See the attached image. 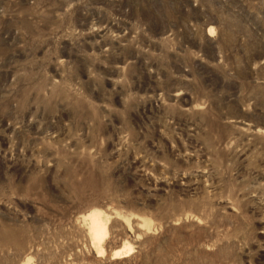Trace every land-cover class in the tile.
Instances as JSON below:
<instances>
[{
  "label": "rangeland",
  "instance_id": "obj_1",
  "mask_svg": "<svg viewBox=\"0 0 264 264\" xmlns=\"http://www.w3.org/2000/svg\"><path fill=\"white\" fill-rule=\"evenodd\" d=\"M0 264H264V0H0Z\"/></svg>",
  "mask_w": 264,
  "mask_h": 264
},
{
  "label": "bare ground",
  "instance_id": "obj_2",
  "mask_svg": "<svg viewBox=\"0 0 264 264\" xmlns=\"http://www.w3.org/2000/svg\"><path fill=\"white\" fill-rule=\"evenodd\" d=\"M90 217H91V229H90V231H91L92 239L96 243V244H93V245H96L98 252L102 253V252H104V249L102 247V243H104L103 241L107 237V234H108L107 228H108V226H107V224H104V223L101 222V221H103V219L100 220V218H99L97 213H91ZM119 254H121L120 251H119V253L116 252L113 255V258L114 257L116 258V257L120 256Z\"/></svg>",
  "mask_w": 264,
  "mask_h": 264
}]
</instances>
